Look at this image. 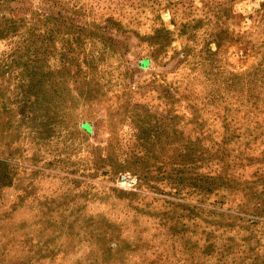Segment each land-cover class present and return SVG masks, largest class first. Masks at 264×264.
<instances>
[{"label":"rangeland","instance_id":"1","mask_svg":"<svg viewBox=\"0 0 264 264\" xmlns=\"http://www.w3.org/2000/svg\"><path fill=\"white\" fill-rule=\"evenodd\" d=\"M0 264H264V0H0Z\"/></svg>","mask_w":264,"mask_h":264}]
</instances>
